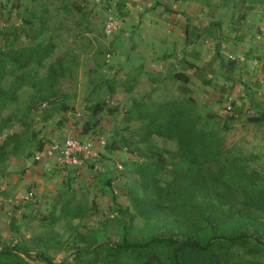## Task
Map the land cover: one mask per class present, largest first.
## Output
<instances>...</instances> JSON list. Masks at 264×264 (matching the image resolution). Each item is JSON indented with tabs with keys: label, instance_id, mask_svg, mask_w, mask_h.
Masks as SVG:
<instances>
[{
	"label": "trees",
	"instance_id": "obj_1",
	"mask_svg": "<svg viewBox=\"0 0 264 264\" xmlns=\"http://www.w3.org/2000/svg\"><path fill=\"white\" fill-rule=\"evenodd\" d=\"M230 3L243 5L245 11L264 8V0H223L224 6ZM45 26L42 19L38 28L24 22L0 34V174L10 158L32 154L28 150L37 141L31 129L35 119L48 122L71 109L65 90L73 76L71 52L54 60L55 46ZM173 78L189 82L182 73ZM135 79L120 85L113 81L109 100L118 89L132 93ZM25 89L30 92L22 99ZM109 100H98L89 109L94 126ZM228 106L227 124L217 122L216 127L217 115L204 111L186 94L134 103L126 122L137 123L136 128L129 126L131 136H122L110 146L116 151L135 145L140 151L143 161L136 164L137 185L129 189L133 211L118 206L117 216L81 232L85 205L59 194L51 213L40 218L44 229L1 246L0 264H264V167L253 168L256 157L235 152L220 135L235 124L237 106L234 102ZM9 129L13 132L3 137ZM90 129L85 127L84 132ZM155 137L174 142L175 150L159 147ZM34 147L41 153L46 144L38 140ZM111 182L107 180L109 186ZM60 223L63 232L56 229ZM111 224L115 241L105 239ZM10 225L18 235L15 218Z\"/></svg>",
	"mask_w": 264,
	"mask_h": 264
},
{
	"label": "rangeland",
	"instance_id": "obj_2",
	"mask_svg": "<svg viewBox=\"0 0 264 264\" xmlns=\"http://www.w3.org/2000/svg\"><path fill=\"white\" fill-rule=\"evenodd\" d=\"M200 1H205L206 5L207 1L210 2L211 5H207L210 9L214 10L213 7L216 5V9L225 10L224 15L229 18V21L232 19L233 22L240 20L241 14L245 15V12H248L240 4L230 3L228 6H224L223 0ZM110 15L116 16L115 12H109L108 16ZM118 18L121 19L120 21L123 20L122 16ZM107 19L100 23L101 27H99L100 32L98 33L100 48L96 49L93 58L91 51L86 47L69 49L71 50L69 61L72 62L73 76L67 79L65 90L70 98L71 109L57 113L48 122L35 119L31 129L37 133V141L28 150L32 154L27 157L10 158L7 169L0 174V247L7 246L11 239L13 240L18 236L19 238H29L43 230L44 227L40 225V218L51 213L56 198L62 193L66 194L68 198L74 197L77 202H82L85 205L87 217L81 223V232L85 231L83 228L101 226L106 220L117 216L118 206L129 207L133 211L129 189L133 184L137 185L136 164L143 161L139 157L140 151L135 145L116 151H111L110 146L113 142H118L122 136H131L128 131L129 126L132 129L136 128L137 123L130 122L128 124L126 122L128 111L134 103L143 100L157 102L185 94L190 96L181 90L185 88L184 84L173 78L178 71L177 68L173 71L168 69L166 74H155L153 85L156 84L157 87L151 92L147 87L148 82H143L127 95L118 89L113 98L109 100V85L113 81H116L118 85L125 81L132 82L135 73L130 71L127 78L122 76L124 70L129 72L130 67L128 65L131 64L128 63H132L134 57L128 62L123 56L120 57L118 53L120 49L113 47V41L119 38V32L110 37L105 35L104 24ZM0 20H2L1 25H3L0 28L1 34L10 27V0L0 1ZM47 37H49L48 33ZM29 92L30 89L22 91L21 98L25 99ZM197 93L198 90L196 89ZM215 98L216 96L208 95V97L199 98L197 102L203 110L205 109L204 111H210L217 115L216 127H218L217 122L221 126L227 124L225 121L227 114L222 111L226 107V102L220 101L219 106L212 105L213 103L210 105L211 101L217 100ZM98 100H109V104L105 107L104 112L98 115L99 123L94 126L95 119L92 118L89 109ZM85 127L91 128L88 133L84 132ZM234 129H236L235 125L232 126L230 132L220 133L221 136L226 137V145L234 147L237 153L241 151L247 158L255 156L256 160L251 163L253 168L257 165L264 167L263 161L259 158L261 154L259 156L258 152L255 154L254 148L248 141L243 140H247L246 128L240 132H235ZM16 131H18L17 128ZM11 132L13 131L10 129L6 130L3 137L11 134ZM69 137L80 138L90 143L92 150L99 152L96 162L83 161L68 168L63 167L59 160V154L64 146V141ZM1 140L2 138H0ZM38 140L46 144L44 153L35 150L34 146ZM154 142L161 148L175 150L174 142H168L158 137L154 138ZM108 179L112 181V186L108 185ZM16 206H19L18 210H15ZM11 218H15L17 226L20 227L18 235L10 230ZM78 223L79 220H76L75 224ZM56 229L63 232V224H58ZM105 239L117 240L114 225H110V230Z\"/></svg>",
	"mask_w": 264,
	"mask_h": 264
},
{
	"label": "crops",
	"instance_id": "obj_3",
	"mask_svg": "<svg viewBox=\"0 0 264 264\" xmlns=\"http://www.w3.org/2000/svg\"><path fill=\"white\" fill-rule=\"evenodd\" d=\"M193 1L10 0V26L20 27L26 22L38 28L41 19L45 20V32L56 50L54 60L66 57L69 49L84 47L93 58L100 48V23L109 12H115L123 20L113 47L120 49V57L127 62L134 57L128 63L129 72H122L125 78L130 71L135 73L134 89L148 82L151 92L157 87L153 85L155 74L178 68L176 73L189 78L183 83V91L196 101L209 95L217 99L210 105L219 106L220 101L236 104L234 131L246 128L248 136L243 140L255 154H261L264 166V8L245 12V17L241 14L240 20L233 22L216 5L213 10L205 1ZM22 45H27L25 39ZM250 117L262 119L248 122ZM92 151L81 156L78 164L91 159L96 162L99 152Z\"/></svg>",
	"mask_w": 264,
	"mask_h": 264
},
{
	"label": "built area",
	"instance_id": "obj_4",
	"mask_svg": "<svg viewBox=\"0 0 264 264\" xmlns=\"http://www.w3.org/2000/svg\"><path fill=\"white\" fill-rule=\"evenodd\" d=\"M121 21L115 15H110L104 24L105 35L110 37L117 33L121 28ZM234 60L232 57L230 58ZM227 110H231V106L227 107ZM91 152L90 143L83 141L80 138L69 137L64 141V146L60 151L59 157L62 165L73 166L78 163L80 157H86Z\"/></svg>",
	"mask_w": 264,
	"mask_h": 264
}]
</instances>
